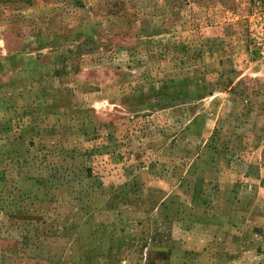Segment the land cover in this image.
Listing matches in <instances>:
<instances>
[{
	"label": "rangeland",
	"instance_id": "obj_1",
	"mask_svg": "<svg viewBox=\"0 0 264 264\" xmlns=\"http://www.w3.org/2000/svg\"><path fill=\"white\" fill-rule=\"evenodd\" d=\"M263 11L0 0V264H264Z\"/></svg>",
	"mask_w": 264,
	"mask_h": 264
},
{
	"label": "built area",
	"instance_id": "obj_2",
	"mask_svg": "<svg viewBox=\"0 0 264 264\" xmlns=\"http://www.w3.org/2000/svg\"><path fill=\"white\" fill-rule=\"evenodd\" d=\"M257 17L258 18L255 22L254 30L252 32L258 48L264 53V14Z\"/></svg>",
	"mask_w": 264,
	"mask_h": 264
}]
</instances>
